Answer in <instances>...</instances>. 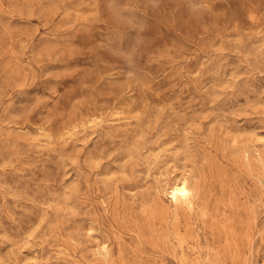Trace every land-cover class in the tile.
<instances>
[{
    "label": "rangeland",
    "instance_id": "obj_1",
    "mask_svg": "<svg viewBox=\"0 0 264 264\" xmlns=\"http://www.w3.org/2000/svg\"><path fill=\"white\" fill-rule=\"evenodd\" d=\"M0 264H264V0H0Z\"/></svg>",
    "mask_w": 264,
    "mask_h": 264
},
{
    "label": "bare ground",
    "instance_id": "obj_2",
    "mask_svg": "<svg viewBox=\"0 0 264 264\" xmlns=\"http://www.w3.org/2000/svg\"><path fill=\"white\" fill-rule=\"evenodd\" d=\"M188 192V189L183 183H175L172 187V198L176 202L179 200L188 201Z\"/></svg>",
    "mask_w": 264,
    "mask_h": 264
}]
</instances>
